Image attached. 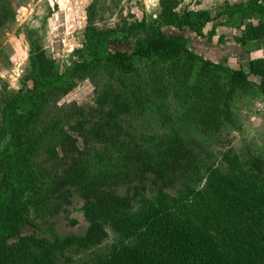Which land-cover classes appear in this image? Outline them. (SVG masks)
I'll use <instances>...</instances> for the list:
<instances>
[{
    "label": "trees",
    "instance_id": "16d2710c",
    "mask_svg": "<svg viewBox=\"0 0 264 264\" xmlns=\"http://www.w3.org/2000/svg\"><path fill=\"white\" fill-rule=\"evenodd\" d=\"M172 5L161 1L150 24L135 19L114 31L93 26L96 8L89 5L76 51L81 61L70 63L63 74L31 43L21 88L1 105L0 131L7 141L0 144V264H61L66 251L97 248L108 231L116 243L80 264H264V160L253 154L240 159L228 150L219 153L218 166L209 165L195 143L175 130L163 138L145 136L126 122L142 115L153 94L159 105L179 104L182 118L209 135L225 125L228 101L248 84L249 75L260 79L256 89L264 97V58L250 62L249 75L197 58L184 36L160 30L188 29L204 37L203 29L215 18L202 10L178 13ZM222 16L244 26L242 36L234 38L240 45L264 41V0L227 5L217 14ZM10 17V0H0V26ZM118 34L147 37L131 52L110 49ZM134 59L151 62L154 69L142 74ZM97 63L107 64L117 77L97 92L91 106L74 108L55 122L51 129L61 158L53 171L44 172L32 164L29 152L45 131L26 139L23 131L61 77ZM130 185L134 193L121 192ZM74 195L83 203L87 228L82 235H58L52 228L46 237L23 235L25 226L37 227L28 215L31 208L43 219L67 214Z\"/></svg>",
    "mask_w": 264,
    "mask_h": 264
},
{
    "label": "rangeland",
    "instance_id": "374dc122",
    "mask_svg": "<svg viewBox=\"0 0 264 264\" xmlns=\"http://www.w3.org/2000/svg\"><path fill=\"white\" fill-rule=\"evenodd\" d=\"M161 1L163 0H10L11 17L0 26V128L1 105L4 99L21 88L20 80L30 66L32 42L44 51L48 59L53 60L59 73L63 74L70 63L81 61L76 51L81 47L86 7L95 4L93 26L96 29L114 31L119 30L125 22L135 19L145 20L147 24L156 21L161 10ZM248 1L250 0H172L171 7L178 13L184 10H202L209 12L215 19L203 29L204 37H199L188 29L184 32L159 30L173 36H184L188 41V50L197 58L230 70H242L249 75L250 62L264 58V41L258 45H240L234 38L242 36L244 26H240L236 18L232 20L226 16L217 17L227 5L245 4ZM211 32L214 35L208 37ZM146 37L143 34L132 37L118 34L109 48L131 52L134 45ZM133 63L142 74L154 69V65L148 61L134 59ZM158 64L159 67L162 66L161 63ZM116 77V73L107 64L97 63L94 68L77 73L71 78H60L59 88L44 95L40 112L30 121V127L26 126L23 131L25 139L31 134L45 131L39 140L40 145L29 152L33 165L37 164L36 167L44 172H51L52 168L58 166L57 156L58 159L61 158L60 147L51 128L74 108L91 106L97 92ZM259 82V78L248 76V84L236 90L228 101L225 125L214 134H201L196 124L182 118L183 109L179 104L164 100L159 105L160 99L153 94L149 102L144 104L145 110H149L145 114L144 110L143 116L133 114L127 117L126 122L132 131L145 136L163 138L168 136L170 129L175 130L195 143L201 161L209 165L218 166L219 153L228 150L240 159L253 154L264 160V97L257 93L256 85ZM156 106L160 108L153 114ZM6 141L0 131V144ZM77 141L82 149V141ZM1 181L0 175V183ZM133 187L134 185H130L120 190L134 193ZM82 204L78 196L74 195L67 214L60 213L48 219H43L37 209L31 208L28 215L37 227L25 226L23 235L34 233L46 237L48 228L54 229L58 235H82L87 228L80 210ZM117 240L116 235L108 231V238L97 248L90 251H66L65 258L60 262L80 264L94 259L106 253Z\"/></svg>",
    "mask_w": 264,
    "mask_h": 264
}]
</instances>
